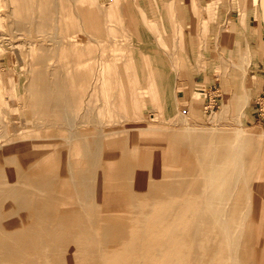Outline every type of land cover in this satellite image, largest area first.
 Segmentation results:
<instances>
[{
	"label": "rangeland",
	"instance_id": "374dc122",
	"mask_svg": "<svg viewBox=\"0 0 264 264\" xmlns=\"http://www.w3.org/2000/svg\"><path fill=\"white\" fill-rule=\"evenodd\" d=\"M94 1L99 19L83 23L76 18L68 30L56 34V48H68L63 56L52 53L51 34L27 33L30 20L17 0H0V144H46L50 133H66L69 126L76 139L91 138L103 127L147 126L129 131L137 143L132 160L138 173L152 164L162 145L158 134L173 128L212 126L225 133L233 125L251 135L253 145H264V117L257 113V97L264 91V0H178L191 4L192 19L173 0H151L150 9L148 0ZM68 2L70 14H76L75 0ZM73 47L80 49L78 55ZM237 95L245 97L242 106V101L235 104ZM82 148H73L70 159L81 157ZM121 148L117 139H106L100 150ZM34 152L27 150L21 157ZM61 177L60 171L52 175L51 186ZM98 179L93 189L110 176ZM13 183L7 165H0L1 210L7 219L22 214L28 221L27 207L10 190ZM68 184L77 215L85 221L79 208L83 191L71 180ZM53 212L68 225L70 253L71 239L78 234L75 218ZM117 232L123 238L126 229ZM104 245L99 242L95 251Z\"/></svg>",
	"mask_w": 264,
	"mask_h": 264
},
{
	"label": "bare ground",
	"instance_id": "6f19581e",
	"mask_svg": "<svg viewBox=\"0 0 264 264\" xmlns=\"http://www.w3.org/2000/svg\"><path fill=\"white\" fill-rule=\"evenodd\" d=\"M17 2L30 20L27 33L51 34L52 53L63 56L68 48H56V34L76 18L83 23L99 19L94 0H75L74 16L68 0ZM72 50L78 55L80 49ZM240 95L237 106L245 101ZM232 126L225 133L212 126H182L158 134L163 143L152 164L139 173L132 160L137 143L129 131L147 126L103 127L88 139L73 137L69 126L66 133H50L48 144H0V165H7L14 180L10 190L29 212L28 221L22 214L7 219L0 204V264H264V145H253L251 135ZM106 139H117L121 151L103 153ZM76 146L83 147L82 156L71 160ZM27 150L35 152L23 159ZM29 161L35 164L30 167ZM58 171L62 180L51 186ZM107 174L110 179L93 189L95 179ZM68 180L83 191L79 208L85 221L77 215ZM56 210L75 218L78 234L70 253L67 224L53 214ZM123 227L126 234L119 238ZM102 241L105 245L95 251Z\"/></svg>",
	"mask_w": 264,
	"mask_h": 264
},
{
	"label": "crops",
	"instance_id": "0c3cea01",
	"mask_svg": "<svg viewBox=\"0 0 264 264\" xmlns=\"http://www.w3.org/2000/svg\"><path fill=\"white\" fill-rule=\"evenodd\" d=\"M176 1H178V0H173V4H175ZM148 2H149V6H148V7H149V9H150V8H151L150 5H151L152 3H154V2H153V1L151 2V0H148ZM178 2H179L181 5H184V6H183V7H182V6H181V7H180V6H179V7H176V9H177V10H178V9H179V10H183V9L189 10V11H190V13H189L190 16H189V17L192 19V16H193L194 14H193V12H192L193 9H192V7H191V4L188 3V2H180V1H178ZM143 4H145V3H143ZM188 4H189V5H188ZM155 5H156V4H155ZM145 10H146V9H145ZM159 14H160V13H159ZM181 17H182V15H181ZM182 23H183V22L181 21V24H182ZM155 82H156V81H155ZM182 83H183V82H182Z\"/></svg>",
	"mask_w": 264,
	"mask_h": 264
},
{
	"label": "built area",
	"instance_id": "2783aa9c",
	"mask_svg": "<svg viewBox=\"0 0 264 264\" xmlns=\"http://www.w3.org/2000/svg\"><path fill=\"white\" fill-rule=\"evenodd\" d=\"M257 104H258V109L257 113L259 116L264 117V91L259 97H257Z\"/></svg>",
	"mask_w": 264,
	"mask_h": 264
}]
</instances>
